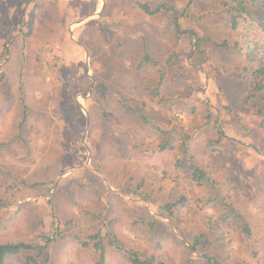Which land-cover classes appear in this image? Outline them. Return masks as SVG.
Returning <instances> with one entry per match:
<instances>
[{
    "label": "rangeland",
    "instance_id": "rangeland-1",
    "mask_svg": "<svg viewBox=\"0 0 264 264\" xmlns=\"http://www.w3.org/2000/svg\"><path fill=\"white\" fill-rule=\"evenodd\" d=\"M104 2L99 13L97 0H0V243L45 247L40 264H96L82 242L105 222L168 264H264V88L252 95L232 49L244 40L232 2ZM141 4L185 12L200 41ZM191 163L212 182H193ZM107 248V264H130Z\"/></svg>",
    "mask_w": 264,
    "mask_h": 264
},
{
    "label": "trees",
    "instance_id": "trees-1",
    "mask_svg": "<svg viewBox=\"0 0 264 264\" xmlns=\"http://www.w3.org/2000/svg\"><path fill=\"white\" fill-rule=\"evenodd\" d=\"M233 4L230 10V18H231V27L232 31L236 34L244 37V40H237L232 49L237 50L238 52L244 53L246 58L247 65L245 67V71L247 75L250 77L252 83L254 84V88L252 90V95L259 93L264 88V40H256V35L264 33V0H230ZM140 8L145 11L147 14H157L162 11L167 13H172L173 21L175 28L180 35H188L192 40L197 39L199 42V38L192 32L185 31L182 29L180 24V18L185 15V12L180 13L176 9H173L169 6H162L157 9H151L150 7L141 4ZM228 45V42H227ZM227 45L225 47H227ZM244 46V48H243ZM196 47V45H194ZM201 53V52H200ZM147 60V58H146ZM148 61V60H147ZM161 83V81H160ZM155 96H159L158 93ZM211 104L208 103V107ZM210 118L211 112H208ZM144 122H148L144 116H142ZM158 122V121H157ZM155 124H157L155 122ZM157 127V126H156ZM160 128V127H157ZM217 129V139L213 140L211 144L213 146L219 145L221 146V142L225 140L226 133L225 131L216 126ZM160 131L162 134L167 136V143L161 146V149H167V145L170 148H173L171 145V140H169V135L164 133L162 130ZM190 159V158H189ZM185 160H180L179 165L182 167L184 165ZM190 178L193 182L197 185H203L204 183H211L212 180L208 176V172L205 171L203 168L199 167L195 163H191V172ZM186 204V199L181 198V200L177 201L173 204H168L163 206V210L169 213V215L174 214L175 207H183ZM105 225V222L104 224ZM102 225V229H100L97 233L90 235L87 240L82 242L83 247H91L97 253V263L96 264H107V253L109 245L111 248L116 250L117 252H121L125 254L130 264H168L164 260L158 259L155 256H148L144 253H141L133 248L126 247L123 242L114 234L110 233L108 229H105V226ZM153 227V225H150ZM244 233L248 236L251 234L249 225L244 222L243 229ZM43 240L46 243H50V238L43 237ZM197 242L196 244L191 246V250L194 252L197 249ZM45 247L39 246L34 247L30 244L21 242V243H0V264H7V260L14 256H17L23 252L37 250L38 256L37 257H28L26 259V264H40L39 257L43 256L46 252ZM198 259L195 257L194 259ZM207 258V262L212 264L213 259ZM196 259V260H197Z\"/></svg>",
    "mask_w": 264,
    "mask_h": 264
},
{
    "label": "crops",
    "instance_id": "crops-1",
    "mask_svg": "<svg viewBox=\"0 0 264 264\" xmlns=\"http://www.w3.org/2000/svg\"><path fill=\"white\" fill-rule=\"evenodd\" d=\"M59 2H63V0H58ZM65 1V0H64ZM106 7H107V3L105 4V2H104V0L103 1H98L97 0V6H96V12H104L105 10H106ZM73 14L74 13H78V11H75V12H72ZM74 19H73V21H72V19L70 18V14H69V18H68V28L71 26V25H74L73 23H74ZM74 26H80V22L78 23V24H76V25H74ZM56 28H58L59 29V27L57 26ZM60 30V29H59ZM59 35H61V32L59 31L58 32V35L57 36H55V40H57L58 39V37H59ZM54 40V39H53Z\"/></svg>",
    "mask_w": 264,
    "mask_h": 264
}]
</instances>
